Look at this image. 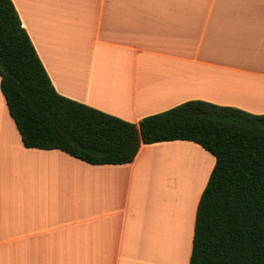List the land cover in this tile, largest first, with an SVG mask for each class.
<instances>
[{
  "label": "crops",
  "instance_id": "0c3cea01",
  "mask_svg": "<svg viewBox=\"0 0 264 264\" xmlns=\"http://www.w3.org/2000/svg\"><path fill=\"white\" fill-rule=\"evenodd\" d=\"M11 1L67 98L136 124L192 99L264 113V0ZM187 148L210 154L173 140L90 164L27 148L0 91V264H188L214 157L182 228L149 198L158 170L183 175L169 152Z\"/></svg>",
  "mask_w": 264,
  "mask_h": 264
},
{
  "label": "trees",
  "instance_id": "16d2710c",
  "mask_svg": "<svg viewBox=\"0 0 264 264\" xmlns=\"http://www.w3.org/2000/svg\"><path fill=\"white\" fill-rule=\"evenodd\" d=\"M0 91L24 147L125 164L141 143L192 141L214 157L188 264H264V113L192 99L123 120L59 94L11 0H0Z\"/></svg>",
  "mask_w": 264,
  "mask_h": 264
},
{
  "label": "rangeland",
  "instance_id": "374dc122",
  "mask_svg": "<svg viewBox=\"0 0 264 264\" xmlns=\"http://www.w3.org/2000/svg\"><path fill=\"white\" fill-rule=\"evenodd\" d=\"M188 150L192 152H196L197 154H199V156H202L200 157L201 158L200 166L191 170L192 172L186 170L188 169L187 162H182L183 161L182 157L183 155H185V152ZM169 153L173 155L172 161L175 159V162L180 163V166L177 167H180L179 169L180 173H182L181 171L183 170V175L181 177H178V180L175 177L166 178V176L164 177L165 172H160V170H158L157 174L152 176L151 182H153V187L150 189L149 198L152 201L151 203L153 205L155 213L158 215L164 213L165 216L164 215L163 216L167 217L169 213L166 212V210L164 209H166L167 206H171V211L172 210L175 211L176 214L175 216L171 217V221L177 220V225H180V228H182L186 216H188V213H191L192 206H190L189 204L193 202L192 200H194V198L196 197L197 191L202 186L204 182L205 174L207 172V169H209L211 159L213 160V158L210 156V154L205 152L204 154L200 153V150L198 149L195 150L193 148H187V150H183V151H170ZM163 166L166 167V164L162 163L158 167L162 168ZM183 186L184 187L187 186V189L189 188L190 190L195 189L196 192L194 190L193 191L194 194L192 193L191 196L189 194L188 197V195L187 196L184 195L183 191L185 189H183ZM174 244L177 245V242H175ZM172 249H173V253L171 257L173 263L175 261L174 252L177 251V246L175 248L173 247ZM166 251H167V241L163 243L162 255L159 253L156 255V257L160 258L159 256H163V254H165ZM152 254L155 253L153 252ZM163 258H166V256Z\"/></svg>",
  "mask_w": 264,
  "mask_h": 264
},
{
  "label": "bare ground",
  "instance_id": "6f19581e",
  "mask_svg": "<svg viewBox=\"0 0 264 264\" xmlns=\"http://www.w3.org/2000/svg\"><path fill=\"white\" fill-rule=\"evenodd\" d=\"M185 153L187 154V158L185 159V162H187V168H188L186 170H189V172H192L191 170L197 168V166L200 164V162H201L200 161V156L196 152H192V151H187ZM182 160H184V158ZM183 189H185L183 191L184 195H186V196L188 195V197H189V194L191 196V194L195 190V189L194 190H190L189 188L187 189V186H185V187L183 186ZM195 192H196V190H195Z\"/></svg>",
  "mask_w": 264,
  "mask_h": 264
}]
</instances>
